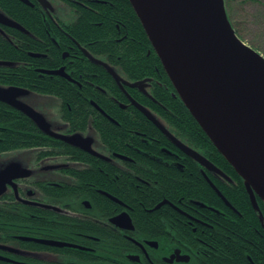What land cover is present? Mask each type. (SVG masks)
I'll return each mask as SVG.
<instances>
[{
  "label": "flooded vegetation",
  "instance_id": "obj_1",
  "mask_svg": "<svg viewBox=\"0 0 264 264\" xmlns=\"http://www.w3.org/2000/svg\"><path fill=\"white\" fill-rule=\"evenodd\" d=\"M128 2L0 0V89L78 137L0 100V180L21 168L0 186V264H264V202L206 143ZM27 124L43 143L12 149Z\"/></svg>",
  "mask_w": 264,
  "mask_h": 264
},
{
  "label": "water",
  "instance_id": "obj_2",
  "mask_svg": "<svg viewBox=\"0 0 264 264\" xmlns=\"http://www.w3.org/2000/svg\"><path fill=\"white\" fill-rule=\"evenodd\" d=\"M189 112L242 178L253 200L264 202V56L236 33L225 0H129ZM16 89L0 100L33 117L40 129L75 144L78 137L50 132ZM1 175L0 186L20 171Z\"/></svg>",
  "mask_w": 264,
  "mask_h": 264
},
{
  "label": "rangeland",
  "instance_id": "obj_3",
  "mask_svg": "<svg viewBox=\"0 0 264 264\" xmlns=\"http://www.w3.org/2000/svg\"><path fill=\"white\" fill-rule=\"evenodd\" d=\"M233 4L232 19L239 37L264 56V0H235Z\"/></svg>",
  "mask_w": 264,
  "mask_h": 264
},
{
  "label": "trees",
  "instance_id": "obj_4",
  "mask_svg": "<svg viewBox=\"0 0 264 264\" xmlns=\"http://www.w3.org/2000/svg\"><path fill=\"white\" fill-rule=\"evenodd\" d=\"M126 1H127V4L129 5L128 0H126ZM225 1H226V8H227V12H228V16L230 18V21H231L236 33L239 36V31H238L237 27L235 26L233 19H232V13L234 12V6H233L234 4L233 3L235 0H225ZM188 115H189V118H191L193 121H195L189 112H188ZM197 125L199 126V124H197ZM11 130H12V132H13L12 134H14V136L12 137V140L9 142V144L8 143L7 144L12 149L33 148V147H37L43 143L42 141L39 140V135L41 134V132L38 130L37 127L33 126L32 124H27L25 126H12ZM203 135L205 137L206 143L209 145V147L212 150L215 151V153L219 156V158L222 160L224 165L229 167L230 169H233V167L226 161V159L218 152V150L215 148V146L210 142V140L207 138V136L204 132H203ZM23 136H28V137L24 138ZM3 145H4V143H3ZM10 147H8V148H10Z\"/></svg>",
  "mask_w": 264,
  "mask_h": 264
},
{
  "label": "bare ground",
  "instance_id": "obj_5",
  "mask_svg": "<svg viewBox=\"0 0 264 264\" xmlns=\"http://www.w3.org/2000/svg\"><path fill=\"white\" fill-rule=\"evenodd\" d=\"M188 109V108H187ZM208 137V136H207ZM213 144V143H212Z\"/></svg>",
  "mask_w": 264,
  "mask_h": 264
}]
</instances>
